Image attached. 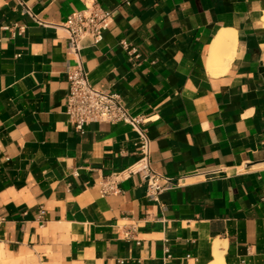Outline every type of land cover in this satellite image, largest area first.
I'll list each match as a JSON object with an SVG mask.
<instances>
[{
	"label": "crops",
	"instance_id": "0c3cea01",
	"mask_svg": "<svg viewBox=\"0 0 264 264\" xmlns=\"http://www.w3.org/2000/svg\"><path fill=\"white\" fill-rule=\"evenodd\" d=\"M92 1L112 21L81 63L143 120L176 184L158 200L139 174L100 194L138 159L130 125L81 134L64 113L78 61L61 24ZM22 2L33 14L0 0V264H211L216 242L223 264H264V0ZM221 28L234 55L212 74Z\"/></svg>",
	"mask_w": 264,
	"mask_h": 264
},
{
	"label": "built area",
	"instance_id": "2783aa9c",
	"mask_svg": "<svg viewBox=\"0 0 264 264\" xmlns=\"http://www.w3.org/2000/svg\"><path fill=\"white\" fill-rule=\"evenodd\" d=\"M20 2L26 12L33 14L22 0ZM111 21L110 13L92 1L86 3L83 10L69 14L61 24L67 35V49L78 61L75 69L67 70L68 90L64 113L74 129L81 134L92 122H122L130 125L137 133L138 159L125 170L102 178L99 182L100 194L104 196L118 192L120 180L139 174L146 184L149 197L158 200L163 191L171 189L176 184L172 178L160 174L151 166L150 139L146 130L141 127L143 120L129 111L118 93L94 87L89 82L88 72L81 63V51L86 47L96 46L103 39V34ZM211 171L204 173H213ZM195 175L199 174L196 172ZM38 214L42 219L44 209L40 208ZM125 237H130L129 232Z\"/></svg>",
	"mask_w": 264,
	"mask_h": 264
},
{
	"label": "bare ground",
	"instance_id": "6f19581e",
	"mask_svg": "<svg viewBox=\"0 0 264 264\" xmlns=\"http://www.w3.org/2000/svg\"><path fill=\"white\" fill-rule=\"evenodd\" d=\"M262 14V20L264 23V12H262ZM235 33L236 32L231 28H221L216 32L214 38L211 40L208 68L212 74L216 72L217 67L226 68L228 62L232 60L231 58L234 55V47L236 43ZM217 72H219L218 69ZM219 244V242L215 243L213 251L214 261L211 264H223V251L220 250Z\"/></svg>",
	"mask_w": 264,
	"mask_h": 264
}]
</instances>
